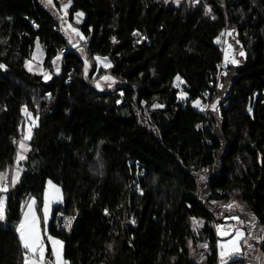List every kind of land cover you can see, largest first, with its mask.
I'll list each match as a JSON object with an SVG mask.
<instances>
[{"label":"trees","instance_id":"obj_1","mask_svg":"<svg viewBox=\"0 0 264 264\" xmlns=\"http://www.w3.org/2000/svg\"><path fill=\"white\" fill-rule=\"evenodd\" d=\"M55 3L0 0V172L17 162L22 110L39 118L20 179L0 192V264H24L22 202L42 205L48 179L63 192L49 232L68 264H218L213 222L231 215L245 221L248 253L259 234L264 264V0H71L67 20L86 38L85 58L67 52L45 81L25 61L37 40L47 68L70 45ZM225 29L238 63L203 117L193 101L215 77ZM96 57L110 66L97 70ZM108 73L117 83L101 92L95 75ZM58 213L74 219L71 229Z\"/></svg>","mask_w":264,"mask_h":264},{"label":"snow or ice","instance_id":"obj_2","mask_svg":"<svg viewBox=\"0 0 264 264\" xmlns=\"http://www.w3.org/2000/svg\"><path fill=\"white\" fill-rule=\"evenodd\" d=\"M48 5H53V0H46ZM178 2V0H177ZM71 5V0H68V3L62 4L61 7L64 9L65 15H67V9ZM77 16H83V13H77ZM67 28L72 32L75 33L77 37L80 39H86L82 33H80L78 28L73 27L71 24L67 25ZM223 35V34H222ZM113 40L115 38L113 37ZM220 41V37H217V42ZM232 46L228 45V49L225 51V61L226 62H231L232 64L238 63V61L235 58L230 59V50ZM37 49L38 51L40 50L39 44H37ZM36 53L33 54L34 58H36ZM240 55L243 56L244 52L241 51ZM59 59V55L53 59V63L55 64L56 60ZM98 61L101 60L100 57H96ZM104 60H107V58H104ZM103 62V61H101ZM26 66L28 67V70L30 72L34 71V69L31 66V62H26ZM105 67H109L110 64H104ZM87 60H85V73H87ZM0 69H6V66L3 64H0ZM41 72H43L42 69H37ZM57 72L59 71V68L57 67ZM43 75L45 79L50 78L49 74L47 72H43ZM101 79L104 80H109L114 82V78L110 76H105L102 77ZM177 81H180V83H183L181 81L180 77L177 76ZM180 83L176 85V87L180 86ZM97 87H100V84L97 83ZM109 87H111V83L109 84ZM206 96L207 93H204ZM188 94L186 92H181L180 98L186 99ZM194 106L201 107L202 109L211 107L213 110H215L216 105H201V102L199 99L193 101ZM153 107H163L162 105H153ZM251 110V109H249ZM30 115V113H29ZM31 138V130L29 129L28 135L21 139L19 141V151L16 157L17 163L19 161H22L26 159L25 153H27L30 149L29 146L26 144V140H29ZM19 178V172H17L15 175H12L10 180L9 177L6 173L0 172V192L6 193L9 188V183L11 185H15ZM203 179V177H201ZM52 191L46 192L44 195V209H43V219L46 222L48 220V215H49V204L51 203L52 200H60L62 197L60 196V189L56 187L54 184H52V181L48 182ZM215 203V202H214ZM35 198L32 199V202L28 204V211L24 213V219H22L16 229V231L19 233V239L23 244V247L25 249L24 253V264H46L45 261V254L47 250V246L44 242V238L41 233V228H40V219L36 214L35 208ZM227 208L231 209L233 205L229 204L226 205ZM5 219V197H0V221ZM232 220H236L238 224H243L244 221L240 220L239 217L233 216L230 217ZM254 220V218H253ZM71 218L66 220V226H70ZM198 222L196 218H193V224L196 225ZM250 225H253V221H249ZM254 226V225H253ZM217 231L220 236H229L230 232L225 230L224 225H217ZM235 232V237L231 240H229L227 243H222L220 245L221 249V264H227V261L224 259V257H230L232 254L239 253L241 251L240 249V244H239V239L244 236V231L240 227H235L233 229ZM48 241H50L51 244V253L55 259V264H68V262L63 258L62 255V250H63V241L56 239L54 237L48 236L47 237ZM247 243V240L244 241ZM251 247V245H249Z\"/></svg>","mask_w":264,"mask_h":264},{"label":"rangeland","instance_id":"obj_3","mask_svg":"<svg viewBox=\"0 0 264 264\" xmlns=\"http://www.w3.org/2000/svg\"><path fill=\"white\" fill-rule=\"evenodd\" d=\"M183 2H187V3L191 4V5L198 6L199 4H201L203 2V0H178V2H177V0H169V3L173 4L175 6H180ZM45 3L47 4L46 0H45ZM66 3H68V0H60V7H57L56 10L59 13V16L63 15V17L66 20V24L64 25L63 30L68 35L70 45L77 52V54L81 58L84 59L85 58L84 46L82 44H80V42H78V37L76 36V34L72 33L67 28V25L68 24L72 25V23L68 22V20H67L68 12H67V15H65L64 9H62V7H61L62 4H66ZM47 6H49V5L47 4ZM79 13H81V11H79ZM75 17L77 19H81L82 18V16L78 17L77 14H76ZM227 35H228V37L230 36V31H228V30H227ZM229 41H230V39H229ZM37 44H39V46H40V50L39 51L37 49ZM230 44H231V41H230ZM232 51L234 52L233 46H232ZM34 53L37 54L36 58H34V56H33ZM45 55H46V51H45L44 46L42 45V43L39 40H37L35 42L34 49H33V52L31 54V56L28 59H26V61H25V68L28 70V67L26 66V62H31V66L34 69V71H32L31 73H36L38 75H41L45 81H49L52 78L53 75L60 74L61 68H62V56H59V59L56 60L55 64L53 63L52 68H47L45 66V64H44ZM101 61H103V62H101ZM87 64H88L87 72H89L90 64H89L88 60H87ZM104 64H110V63L108 62V60H104V58H101V60L97 62V65H96L97 66V70H99V69L102 70V69L108 68V67H105ZM57 67L59 68L58 72L56 70ZM37 69H42L43 72H47L49 74L50 78L45 79V77L43 75V72H41V71H39ZM84 70H85V65H84ZM95 76H96L95 77V81H96L95 85H97V83L100 84V87H97V86L96 87L101 92L102 91L105 92V91L110 90L117 83V80L109 73L108 74H104L103 76H98L96 74ZM105 76H110V77L114 78V82L113 81H109V80L101 79L102 77H105ZM110 83H111V87H109ZM179 99L180 100H184V99L180 98V95H179ZM193 107L196 108V106H194V104H193ZM251 110H250V112H251ZM29 113H30V115H29ZM22 116H23V122L22 123L24 125V132H23L22 139L25 138L28 135L29 129L31 130V138L29 140L25 141L26 144L29 146V149H30L29 142L32 139L33 131H34V128L38 124L39 118H38L37 115H35L31 111H29L26 107L22 110ZM26 154L27 153H25V155ZM17 172H19V178H18V180H19L20 176H21V172H22V166L19 163L16 162V164L14 165L13 168L9 169L8 171H5L4 173H6L8 175L9 180H10L11 176L15 175ZM18 180H17V182H18ZM49 181H52V184H54L56 187H58L60 189V196L62 197V199H60V200H52L51 201V203L49 204L48 220L45 222L44 219H43L44 195H45L46 192L50 193L52 191V189H51V187H50V185L48 183ZM0 197H5V207H6V195L4 193H1ZM33 198H35L34 208H35L37 216L40 219L41 233H42V236L44 238V242H45V244L47 246V250H46V254H45V261H46V264H55V259H54L53 255L51 253V244H50V241H48L47 237L51 236V237H54V238L59 239V240L62 241V239L60 237H58V236H56L54 234H51L49 232L50 221H51V219L53 217L54 210H55L54 208L56 206L61 205L63 203V192H62L61 186L59 184L55 183L53 180L48 179L47 182H46L45 188H44V192L42 194V198H43L42 205L39 204V201H38L36 196H28V197H26L23 200V202H22V208H21L22 215H21L20 221L22 219H24V213L28 211V207L27 206H28V204H30L32 202ZM61 218H63V220L66 221V220H68L71 217H67V216H64L62 213H58V215H57V219H58L57 225H58V223H59ZM20 221H19V223H20ZM19 223H18V225H19ZM73 225H74V219L71 218L70 226H67L68 229H71V227ZM232 230H233V228H232ZM18 236H19V233H18ZM21 244H22V242H21ZM22 247H23V244H22ZM63 248H64V243H63ZM23 249H24V247H23ZM204 249H205V245L203 243H200L199 246L196 248V251H194L196 258L199 261H203L204 260ZM24 253H25V249H24ZM62 255H63V250H62ZM63 258H64V255H63Z\"/></svg>","mask_w":264,"mask_h":264},{"label":"built area","instance_id":"obj_4","mask_svg":"<svg viewBox=\"0 0 264 264\" xmlns=\"http://www.w3.org/2000/svg\"><path fill=\"white\" fill-rule=\"evenodd\" d=\"M55 0H53V5H55ZM32 25L33 26H36V22H32ZM223 34V35H222ZM220 41L217 42L220 49H221V59L219 61V63L217 64L216 66V73H215V77L213 79V81H211L208 85V87L202 91L200 93V96L197 98L200 100L201 102V105H212V104H215L216 103V94L217 92L222 88L223 86V77L225 76L226 74V71H227V67L232 64L231 62H226L225 61V51L228 49V45H231L230 44V41H229V37L227 35V30L225 29L220 35ZM232 46V45H231ZM73 50V47L71 45H68L64 48H62L60 51H59V56H63L65 55L67 52L69 51H72ZM230 59L231 58H235L234 56V52L232 51V48L230 50ZM180 83V81H177L175 82L173 85L176 87V85ZM184 86L183 83H180V86L179 87H176V88H179V89H182ZM204 93H207V95L205 96ZM180 95V94H179ZM153 105H162V104H159V103H154L152 104V108H160V107H153ZM163 106V105H162ZM196 109L203 115V117H205L209 112L210 110L212 109L211 107H208V108H204L202 109L201 107H197L196 106ZM199 127H204V123L203 121H201L199 123ZM217 225H224L225 227V230L229 231L231 233V229L230 227L228 226V223L227 221L225 220H216L213 222V230H214V233L216 235V237L219 239L220 237H223V236H220L218 231H217Z\"/></svg>","mask_w":264,"mask_h":264},{"label":"crops","instance_id":"obj_5","mask_svg":"<svg viewBox=\"0 0 264 264\" xmlns=\"http://www.w3.org/2000/svg\"><path fill=\"white\" fill-rule=\"evenodd\" d=\"M83 18H84V15L82 16L81 19H77L75 17V19L78 20V22L82 21ZM233 216L239 217L238 215H231V216L225 217V219L228 223V226L231 229L230 235L220 237L217 240L216 246H217L218 264H221V259H222L221 254H220L221 253L220 245L222 243H227L229 240H231L235 237V232L232 230V228L234 229L235 227H240L244 231V236L239 239L241 251L239 253L232 254L230 257H224V259L227 261V264H257V261H258V264H262V260H261L260 255H259V246H258V242L260 241L259 234H257L254 237L253 243L255 244V246H253L250 250V253H248L247 250H245V246L248 243V239H247L248 238V232H247L246 227H245V221L239 217V219L244 221V223L238 224V222L236 220L230 219V217H233ZM197 222H198L196 224L197 227H200L201 225H203L202 220H197ZM245 240H247V243L244 242Z\"/></svg>","mask_w":264,"mask_h":264}]
</instances>
